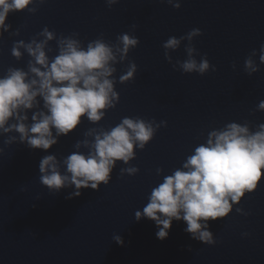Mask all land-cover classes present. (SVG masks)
<instances>
[{
  "label": "water",
  "instance_id": "obj_1",
  "mask_svg": "<svg viewBox=\"0 0 264 264\" xmlns=\"http://www.w3.org/2000/svg\"><path fill=\"white\" fill-rule=\"evenodd\" d=\"M6 24L0 78L10 68L29 72L33 58L21 48L16 59L12 48L20 41L43 42L47 29L54 36L45 47L50 62L62 39L85 50L97 40L112 47L116 62H110L115 71L109 79L118 99L99 122L83 117L48 151L30 149L16 132H0V264H264V178L227 218L209 221L213 245L192 239L183 221L174 220L160 241L153 221L135 220L152 190L184 170L211 132L235 123L254 134L264 125V0H33L23 12L9 13ZM193 30L200 34L189 39ZM125 34L138 43L121 59L116 49L123 48L119 37ZM170 38L180 41L177 48L164 47ZM189 49L198 65L207 60L203 74L183 70ZM247 60L257 71L246 67ZM133 64V77L121 82ZM32 114L27 112L29 125ZM124 118L150 124L153 136L144 148L134 145L127 164L116 162L107 184L55 191L40 183L44 156L54 155L61 174H68L63 161L90 154L95 136Z\"/></svg>",
  "mask_w": 264,
  "mask_h": 264
},
{
  "label": "clouds",
  "instance_id": "obj_2",
  "mask_svg": "<svg viewBox=\"0 0 264 264\" xmlns=\"http://www.w3.org/2000/svg\"><path fill=\"white\" fill-rule=\"evenodd\" d=\"M32 3L33 0H0V30L8 31L9 13L23 12ZM42 34L46 38L43 42L20 41L12 48L11 54L16 59L21 57L19 49L24 48L34 63L29 62V72L10 68L0 78V132H16L20 143H26L30 149L48 151L58 143V137L73 132L83 117L99 122L104 110L114 107L113 100L118 96L109 77L115 71L110 62L115 63L116 56L113 48L101 40L89 43L85 50L78 41L68 38L59 41V55L50 62L45 47L54 36L47 29ZM198 34L199 30H193L188 38ZM119 39L123 48L116 51L123 59L138 40L127 34ZM179 43L176 38H170L164 47L175 49ZM188 51L190 59L182 65L183 70L206 72L207 60L198 65L191 59L193 50ZM260 61L264 63V44ZM246 67L257 71L251 60L246 61ZM135 70L133 64L121 82L131 79ZM37 97L43 100V110ZM259 107L264 109V102ZM28 111H33L30 125ZM12 120L15 123L10 124ZM153 132L152 126L143 120L124 118L111 131L95 136L90 154L73 153L63 161L70 175L61 174L60 163L54 155L44 156L39 163L40 183L55 191L69 184L77 190L89 187L96 190L101 183H108L116 162L127 164L134 158V145L144 148ZM14 140L13 137L5 143ZM183 169L166 176L152 190L142 212H135V220L137 223L141 219L153 221L160 241L168 238L174 220L183 221L187 225L184 231L192 239L213 245L209 221L227 218L232 205L239 204L246 193L254 192L264 178V125L254 134L246 126L235 123L229 124L226 130L211 132L207 145L198 146ZM79 194L77 191L76 195ZM116 242L123 245L119 237Z\"/></svg>",
  "mask_w": 264,
  "mask_h": 264
}]
</instances>
